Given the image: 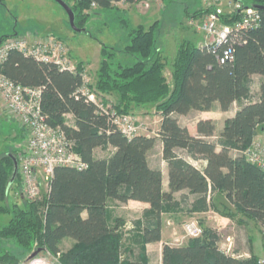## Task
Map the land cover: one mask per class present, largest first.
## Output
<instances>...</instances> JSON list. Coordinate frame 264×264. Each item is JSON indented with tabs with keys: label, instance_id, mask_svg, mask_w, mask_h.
I'll list each match as a JSON object with an SVG mask.
<instances>
[{
	"label": "trees",
	"instance_id": "obj_1",
	"mask_svg": "<svg viewBox=\"0 0 264 264\" xmlns=\"http://www.w3.org/2000/svg\"><path fill=\"white\" fill-rule=\"evenodd\" d=\"M232 1L244 7H264V0ZM118 3L133 4L134 0L74 1L70 7L74 25L88 34L84 27L88 16L83 12L91 4L97 10H110ZM210 10L195 16L204 17ZM259 15L258 28L240 31L234 44L229 41L213 49L183 40L171 64V85L163 74L165 58L158 44L157 22L145 30L142 26L129 28L121 19L129 28V43L122 52L100 43L94 92L116 94V103L110 105L118 113L154 105L160 117L155 138L139 135L126 139L113 128L108 115L76 93L82 85V63L74 72L59 71L51 63L11 51L0 73L14 84L41 89L40 108L46 124L59 128L74 142V150L87 168H55L41 210L37 202L28 201L24 208H0V214L11 215L0 229V241H14L29 252L46 251L58 257L60 264H149L146 246L161 241L162 215L181 205L173 199L181 191L195 196L188 210L191 213L207 212V199L218 194L236 214L264 226V173L240 154L264 133V11ZM234 21V17L230 22L223 19L229 25ZM229 47L232 58L221 63ZM116 53L133 56L136 63L113 66ZM254 76L260 77L257 94L252 91ZM234 103L241 106L224 121L216 141L211 140L215 132L211 120L196 124L197 137L179 124L178 117L190 112L207 113L218 104L220 112L226 113ZM66 115L73 117L72 124H67ZM157 140L167 166L168 192L163 191L161 171L149 163L148 154ZM107 148L113 149L110 155L95 156L96 149ZM188 159H202L205 167L199 170ZM13 169L10 155L0 159V203H5L12 184L20 187L18 175L10 185ZM108 201L149 205L143 218L133 222L132 236L126 240L134 247L129 257L121 258L124 221L115 219L109 224ZM65 239L74 244L62 250ZM219 244L216 231L203 229L201 237L189 239L185 245H163L161 264H258L254 255L236 258L223 253Z\"/></svg>",
	"mask_w": 264,
	"mask_h": 264
},
{
	"label": "rangeland",
	"instance_id": "obj_2",
	"mask_svg": "<svg viewBox=\"0 0 264 264\" xmlns=\"http://www.w3.org/2000/svg\"><path fill=\"white\" fill-rule=\"evenodd\" d=\"M49 2V6H44L31 0H0V40L17 37L18 35H24L27 29H34L38 23L32 20V14L37 12L40 16V20L50 18V22L62 36L59 39L63 40L67 45L70 59L73 66H77L78 59L88 61L94 64L99 59L98 50H101L100 43L104 46L119 50L122 52L124 47L129 43V28L142 26L147 30L151 25L157 22L155 29L158 30V44L161 47L162 56L165 58V70L164 77L169 85H171V63L174 57L175 49L183 40H190L194 44H200L204 41V36L197 32L196 28L191 25V20H201L203 15H198L203 10L209 8L212 0H170L165 3L163 0H137L133 4L128 5L129 16L127 13H123L118 9H88L83 12L88 16L85 24V33H75L71 30L66 13L53 1L45 0ZM69 7L77 0H63ZM231 0H222L220 7L223 8L224 13H230L231 7L228 6ZM97 11V14L94 12ZM32 13V14H31ZM195 16V17H194ZM63 19V24L61 23ZM126 20L128 27H124L120 20ZM37 34V33H36ZM57 35L56 33H54ZM17 35V36H15ZM40 37V36H39ZM71 50V51H70ZM113 61V66L121 64L122 66H131L136 63V58L124 53H116ZM84 65V63H82ZM99 69V68H98ZM98 71V70H97ZM87 73L90 89L96 95L97 101L103 105L114 104L115 98L107 101L104 94H96L94 92V85L96 82V73ZM107 95V94H105ZM104 96V97H103ZM154 105H146L142 107H132L129 114L134 116L136 121L141 124L142 131L140 134L147 137H156L159 129L160 117L155 113ZM203 112H193L190 115L184 117L180 121V125L185 128H192L193 123L196 120L200 121V118L211 117L212 122L215 124L214 136L212 141H216L219 134L216 132V126L220 128L223 118L226 115H222L217 110H213L210 114H203ZM222 113V112H221ZM217 128V129H218ZM27 142V136L25 131L19 126V124L11 117V115L5 111L3 104L0 102V159L10 155L12 160L17 162L18 154L21 152ZM160 153L161 148L159 142H156L153 149L149 152V162L152 167L160 166ZM97 158L107 156L109 152H105L102 149H97L94 152ZM183 155V152H180ZM17 175V174H16ZM164 189H166L165 182ZM19 187L17 185H11L7 191V199L5 203H0V208L8 206L11 208L13 205H18L19 208H24L26 200L17 196ZM47 189L44 184L40 188L39 199L37 203L41 206L44 203ZM208 200L209 208L205 213L194 212L190 210L194 198L181 193L176 196V201L180 202V206L172 208L171 211L164 213L163 226L164 236L166 242L173 243V236L178 238L175 243L178 245H184L188 239L184 237V226L191 222H196L201 229H211L216 231L220 235L219 248L222 249L223 244L227 238H230L232 242V252L238 254L248 253L253 251L255 257L258 260V264H264V241L262 235H264V226H261L247 218L236 214L226 200L218 194H215L211 200ZM110 207V206H109ZM131 211L137 213L130 215L129 212L123 213V211H116L109 209L108 216L112 219L116 213L123 217L125 221L130 224L123 229L125 234V240L121 248V258L129 257L131 250L134 251V247L130 245L129 240L132 236L131 231L134 228L133 222L137 217L143 218L144 211L139 205L138 207H132ZM126 212V211H125ZM3 215V216H2ZM5 214H0V229L6 225L7 217ZM174 244V243H173ZM177 245V244H176ZM68 249L64 246L62 250ZM153 253L156 251L152 249ZM43 252V253H42ZM36 253V256L30 259L32 254ZM245 258V257H244ZM0 264H60L58 257H54L46 251H26L22 247H19L14 241H0ZM152 264H156V259L152 261Z\"/></svg>",
	"mask_w": 264,
	"mask_h": 264
},
{
	"label": "built area",
	"instance_id": "obj_3",
	"mask_svg": "<svg viewBox=\"0 0 264 264\" xmlns=\"http://www.w3.org/2000/svg\"><path fill=\"white\" fill-rule=\"evenodd\" d=\"M79 1V0H77ZM222 0H212L210 12L203 19L191 20L197 32L204 36V41L198 47L216 48L227 44L229 41L236 43L240 31L258 28L260 15L257 10L244 7L239 3L230 1L228 6L232 11L224 13L220 7ZM91 9H97L91 4ZM232 24H225L223 19ZM11 51H17L25 57H30L40 63H51L59 71L74 72L67 45L63 40L55 37H10L0 42V67ZM232 48L223 52L220 62L232 58ZM82 85L76 93L87 101L98 106L101 112L110 118V123L126 139H132L140 134L142 126L130 114L118 113L113 107L103 105L97 101L96 95L90 89V82L85 71L81 73ZM41 89L22 87L14 84L0 73V102L5 111L25 131L27 142L18 154L17 175L19 191L17 196L28 202L39 199L42 184L48 185L53 171L57 167H68L78 171L87 168L74 148L75 144L69 140L59 128H52L46 124L40 108ZM240 154L245 160L259 168L264 173V133L263 136L253 141L251 146ZM203 230L196 222L184 226V237L195 239L202 236ZM220 250L236 258L232 252V242L227 238Z\"/></svg>",
	"mask_w": 264,
	"mask_h": 264
},
{
	"label": "crops",
	"instance_id": "obj_4",
	"mask_svg": "<svg viewBox=\"0 0 264 264\" xmlns=\"http://www.w3.org/2000/svg\"><path fill=\"white\" fill-rule=\"evenodd\" d=\"M31 1H35L36 3H38L40 5H44V6H49L50 5L49 2H46L45 0H31ZM136 1L137 0H134V3ZM128 5L129 4L118 3V4H115L114 7H115V9H118L120 11H123L124 14L127 13V16H129L130 13H129ZM39 16L40 15L37 12H35V13L32 14V17H33L32 20L34 22L38 23L39 25H36L34 27V29H27L25 31L26 33L24 35H21V36L15 35V36H17V37H30V38H35V37H39V36L40 37H55V38H58L59 39V36H62L63 35L62 33H59L58 30H56L57 28H55V26L53 25L54 23L50 22V18H48L49 20H47V18H45L44 20H40ZM129 20H131V16H129ZM61 23L63 24V19H61ZM132 27L133 28H136V27L133 26V24H132ZM54 33H56L57 35H55ZM199 45L200 44H196V46H199ZM176 49H175V52H176ZM98 52H100V49L98 50ZM174 56H175V53H174ZM173 59H174V57L172 58V62H173ZM100 61H101L100 54H99V59L94 64L89 63L88 61H86V59H84V60L78 59V62L84 63V65H83L84 71L85 72L87 71V73H89V74H91V73H94L95 74V72L99 68ZM252 79H253L252 91H253L254 94H257L258 93V90H259L260 77L259 76H254ZM104 96L106 97L107 101H110V99H112V98H115L117 100V95L116 94H113V93L112 94H107V95L104 94ZM240 106H241V104L234 103L231 106V108H230V110L228 112L221 113L220 110L218 109V104H215L214 105L213 110H217V112H219L220 114H222L224 116L226 115V117L223 118V121H222V124H221L220 128H218L216 126V132L218 134H220V132L223 129L224 121L226 119L232 118L235 115V113L239 110ZM212 111L207 112V113H201V115H203V114H206V115L207 114H210ZM191 113H193V112H190L188 115H190ZM198 113H200V112H198ZM188 115H186V116H188ZM186 116H180V117H178L179 124H180L181 119H183ZM65 120H66L67 124H72L73 117L71 115H66L65 116ZM201 120H211L212 121V118L209 117V116H207V117H204V118L203 117L200 118V121ZM198 122H199V120H196L193 123L192 128H187L189 134L191 136H193V137H197L196 124ZM262 136H263V132L262 133H259L258 136H257V138H260ZM157 142H159L160 148H161V153H160V157H161L160 166L159 167L158 166L157 167H152L150 165V167L151 168H157V169H159L161 171V173H162V187H163V191L164 192H168L167 166H166V163L162 159V145H161L160 141L157 140ZM104 151L105 152H109V154H107V156H108V155H110L113 152V149L112 148H107V149H104ZM107 156H104V157H107ZM188 160H189V162L194 167H196L199 170H202L205 167V161L202 160V159H200V160H191V159H188ZM164 182H165V185H166V189H164V184H163ZM181 193H184V194L188 195L190 198L193 197L195 199V196L188 194L187 191H181V192H178V193L173 194V199L176 201V196L178 194H181ZM139 205L142 207V211H146V210L149 209V205L143 204V203H138V202H133V201H130V202L126 203V204H120V203H117V202L108 201L106 208H107V211H109V209L111 208V209H114L116 211H123V213H126V214H127V212H129L130 215H132V214H135L137 212L131 211L130 209L132 207H138ZM4 216H9V217H7V221H6V224H7L9 222V220L11 219V215L5 214ZM83 216L85 217V214ZM163 217L164 216L162 215L161 241L159 243L149 244V245L146 246V256H147V259L149 261V264H152V261L154 259H156V264H161V250H162V246L163 245L167 244V245H170V246H182V245H178V243H175L178 238H176L174 236H173V239L175 241V242L173 241L174 244L173 243H170V242H166L165 236H164V226H163L164 220H163ZM115 219H121L122 221H124L123 229H125V227H127V225L130 224L128 221H125L122 216H120L119 214L117 215V213H116V215L112 219H109V224H113V221ZM136 219L137 220H140L142 218H141V216H139ZM73 244H74V242L72 240L65 239V240L62 241L61 249L64 246H67V248L69 249ZM155 245H156V251L157 252H154L153 253V250L152 249H155ZM252 252L253 251H249L248 253H243V254H238V253L234 252V255L241 256L240 258H244V257L245 258H248L251 255H255V253H252Z\"/></svg>",
	"mask_w": 264,
	"mask_h": 264
},
{
	"label": "water",
	"instance_id": "obj_5",
	"mask_svg": "<svg viewBox=\"0 0 264 264\" xmlns=\"http://www.w3.org/2000/svg\"><path fill=\"white\" fill-rule=\"evenodd\" d=\"M54 3H56L67 15L68 18V23L69 26L71 28L72 31H74L75 33H82L84 30H80L78 29L75 25H74V13L72 12L71 8L63 1V0H51ZM252 9L257 10L258 12L264 11V7H253ZM13 164H14V169H13V174H12V179L10 182V185L13 183L16 174H17V162L15 160H13ZM36 256V253L32 254L30 256V259L34 258Z\"/></svg>",
	"mask_w": 264,
	"mask_h": 264
},
{
	"label": "bare ground",
	"instance_id": "obj_6",
	"mask_svg": "<svg viewBox=\"0 0 264 264\" xmlns=\"http://www.w3.org/2000/svg\"><path fill=\"white\" fill-rule=\"evenodd\" d=\"M15 180V179H14ZM14 182V181H13ZM48 185H49V183H48ZM48 185L47 186H45L46 187V189H47V191H48ZM32 202H36V201H32Z\"/></svg>",
	"mask_w": 264,
	"mask_h": 264
}]
</instances>
